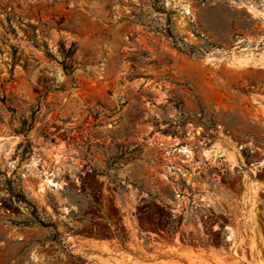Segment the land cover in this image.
<instances>
[{
	"label": "rangeland",
	"instance_id": "rangeland-1",
	"mask_svg": "<svg viewBox=\"0 0 264 264\" xmlns=\"http://www.w3.org/2000/svg\"><path fill=\"white\" fill-rule=\"evenodd\" d=\"M257 169L264 0H0V264H264Z\"/></svg>",
	"mask_w": 264,
	"mask_h": 264
},
{
	"label": "flooded vegetation",
	"instance_id": "flooded-vegetation-1",
	"mask_svg": "<svg viewBox=\"0 0 264 264\" xmlns=\"http://www.w3.org/2000/svg\"><path fill=\"white\" fill-rule=\"evenodd\" d=\"M227 199L223 201V206L222 208V219H217L213 218L208 221L207 226L214 231H221V235L224 236V241L226 242L227 235H230L233 231V225L229 223V219L227 217V211H228V204H227ZM210 207V205H208ZM211 208V207H210ZM212 209V208H211Z\"/></svg>",
	"mask_w": 264,
	"mask_h": 264
},
{
	"label": "built area",
	"instance_id": "built-area-1",
	"mask_svg": "<svg viewBox=\"0 0 264 264\" xmlns=\"http://www.w3.org/2000/svg\"><path fill=\"white\" fill-rule=\"evenodd\" d=\"M258 164H259V161L254 163V165H258ZM262 172H264V171H262V169H257L256 172H253V176H257V174L262 173ZM255 179H256V177H255ZM239 236L245 237L246 233L239 232L238 229H235V230L233 229V233H231L230 235H227L226 243H234L239 238ZM245 248H247V247H245ZM245 248L242 249V251L247 252ZM249 256L252 257L251 252L249 253ZM240 264H247V263L241 262Z\"/></svg>",
	"mask_w": 264,
	"mask_h": 264
},
{
	"label": "crops",
	"instance_id": "crops-1",
	"mask_svg": "<svg viewBox=\"0 0 264 264\" xmlns=\"http://www.w3.org/2000/svg\"><path fill=\"white\" fill-rule=\"evenodd\" d=\"M123 251L125 254L132 255V261L130 263H127L128 262L127 258H124L125 264H144L146 263L145 259L141 255L134 254L132 252L127 251L126 249H124ZM114 252H115V256L112 259H114V264H116V261H120L121 258L119 256H116V254L118 253L116 249H114Z\"/></svg>",
	"mask_w": 264,
	"mask_h": 264
},
{
	"label": "bare ground",
	"instance_id": "bare-ground-1",
	"mask_svg": "<svg viewBox=\"0 0 264 264\" xmlns=\"http://www.w3.org/2000/svg\"><path fill=\"white\" fill-rule=\"evenodd\" d=\"M180 152H182V153H186V154H188V156H190L189 155V152L186 150V149H182V150H180ZM204 156H208V154L207 153H204ZM214 157H219V155H218V153H215L214 154Z\"/></svg>",
	"mask_w": 264,
	"mask_h": 264
},
{
	"label": "trees",
	"instance_id": "trees-1",
	"mask_svg": "<svg viewBox=\"0 0 264 264\" xmlns=\"http://www.w3.org/2000/svg\"><path fill=\"white\" fill-rule=\"evenodd\" d=\"M22 133V132H21ZM25 133V132H24Z\"/></svg>",
	"mask_w": 264,
	"mask_h": 264
}]
</instances>
